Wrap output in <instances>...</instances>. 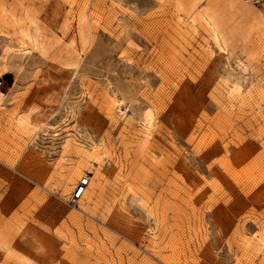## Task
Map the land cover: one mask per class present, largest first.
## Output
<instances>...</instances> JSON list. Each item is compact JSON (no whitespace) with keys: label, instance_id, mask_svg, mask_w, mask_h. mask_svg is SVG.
Listing matches in <instances>:
<instances>
[{"label":"rangeland","instance_id":"obj_1","mask_svg":"<svg viewBox=\"0 0 264 264\" xmlns=\"http://www.w3.org/2000/svg\"><path fill=\"white\" fill-rule=\"evenodd\" d=\"M0 78V264H264V0H0Z\"/></svg>","mask_w":264,"mask_h":264},{"label":"built area","instance_id":"obj_2","mask_svg":"<svg viewBox=\"0 0 264 264\" xmlns=\"http://www.w3.org/2000/svg\"><path fill=\"white\" fill-rule=\"evenodd\" d=\"M6 92L3 90L2 80L0 78V108L3 107ZM88 184V178L86 176L80 177L73 185L71 193L68 198V203L74 205L85 192Z\"/></svg>","mask_w":264,"mask_h":264},{"label":"bare ground","instance_id":"obj_3","mask_svg":"<svg viewBox=\"0 0 264 264\" xmlns=\"http://www.w3.org/2000/svg\"><path fill=\"white\" fill-rule=\"evenodd\" d=\"M85 193H86V192L83 193V196H84Z\"/></svg>","mask_w":264,"mask_h":264}]
</instances>
